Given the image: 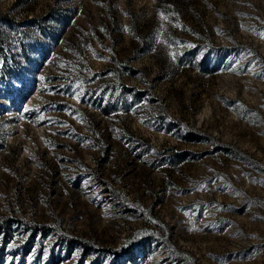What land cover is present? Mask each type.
Here are the masks:
<instances>
[{"label":"rangeland","instance_id":"1","mask_svg":"<svg viewBox=\"0 0 264 264\" xmlns=\"http://www.w3.org/2000/svg\"><path fill=\"white\" fill-rule=\"evenodd\" d=\"M0 264H264V0H0Z\"/></svg>","mask_w":264,"mask_h":264},{"label":"trees","instance_id":"2","mask_svg":"<svg viewBox=\"0 0 264 264\" xmlns=\"http://www.w3.org/2000/svg\"><path fill=\"white\" fill-rule=\"evenodd\" d=\"M168 1H171V0H168Z\"/></svg>","mask_w":264,"mask_h":264}]
</instances>
